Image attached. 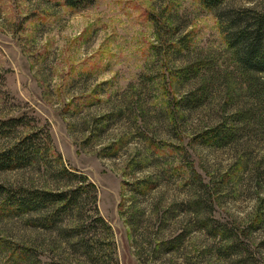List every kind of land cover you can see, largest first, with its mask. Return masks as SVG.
<instances>
[{
  "label": "rangeland",
  "instance_id": "rangeland-1",
  "mask_svg": "<svg viewBox=\"0 0 264 264\" xmlns=\"http://www.w3.org/2000/svg\"><path fill=\"white\" fill-rule=\"evenodd\" d=\"M244 9L264 0L220 11ZM216 14L200 0H0V120L28 119L17 137L45 127L112 234L86 253L0 197V264H264V76L241 73ZM0 185L56 188L29 168Z\"/></svg>",
  "mask_w": 264,
  "mask_h": 264
},
{
  "label": "trees",
  "instance_id": "trees-1",
  "mask_svg": "<svg viewBox=\"0 0 264 264\" xmlns=\"http://www.w3.org/2000/svg\"><path fill=\"white\" fill-rule=\"evenodd\" d=\"M63 1L71 8L80 6L82 2L88 3V0ZM200 2L204 8L217 12L216 18L226 46L241 73L250 77L264 76V9L222 12L220 8L225 0ZM192 101L195 106L196 98ZM30 125L31 122L23 116L0 120V141L10 142L0 149V171L28 168L43 171L51 175L56 188L47 191L0 185V197L5 198V211L32 218L36 227L46 231L64 233V237L73 243V248L82 247L86 253L93 249L99 252L104 245H111V229L98 214L96 187L85 176L62 164L61 157L52 151L51 138L45 127L39 130L33 127L25 135L16 136ZM234 135L235 130L214 132L215 139L222 142L230 141ZM65 221L71 224L65 226ZM91 231L100 235L99 238L95 237L94 241L86 239ZM104 233L106 235L102 236Z\"/></svg>",
  "mask_w": 264,
  "mask_h": 264
}]
</instances>
